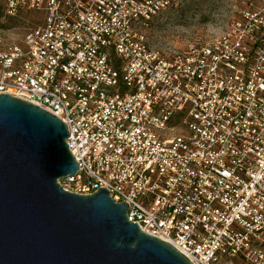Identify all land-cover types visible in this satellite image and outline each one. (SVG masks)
Wrapping results in <instances>:
<instances>
[{
    "label": "built area",
    "instance_id": "2783aa9c",
    "mask_svg": "<svg viewBox=\"0 0 264 264\" xmlns=\"http://www.w3.org/2000/svg\"><path fill=\"white\" fill-rule=\"evenodd\" d=\"M181 1L0 0L27 22L0 29V94L66 124L63 191L106 188L190 264H264V0H219L216 37L149 45Z\"/></svg>",
    "mask_w": 264,
    "mask_h": 264
},
{
    "label": "water",
    "instance_id": "95a60500",
    "mask_svg": "<svg viewBox=\"0 0 264 264\" xmlns=\"http://www.w3.org/2000/svg\"><path fill=\"white\" fill-rule=\"evenodd\" d=\"M65 125L0 94V264H190L128 222L106 188L63 191L58 181L78 169Z\"/></svg>",
    "mask_w": 264,
    "mask_h": 264
},
{
    "label": "rangeland",
    "instance_id": "374dc122",
    "mask_svg": "<svg viewBox=\"0 0 264 264\" xmlns=\"http://www.w3.org/2000/svg\"><path fill=\"white\" fill-rule=\"evenodd\" d=\"M21 18L8 21L0 19V29L7 35L22 38L27 22ZM37 16H31V22ZM27 18V17H26ZM225 5L219 0H182L165 14L156 16L147 29L148 43L151 46L166 45L182 47L189 38L206 40L218 36L225 25ZM11 26L9 29L7 27ZM238 264V263H236Z\"/></svg>",
    "mask_w": 264,
    "mask_h": 264
},
{
    "label": "trees",
    "instance_id": "16d2710c",
    "mask_svg": "<svg viewBox=\"0 0 264 264\" xmlns=\"http://www.w3.org/2000/svg\"><path fill=\"white\" fill-rule=\"evenodd\" d=\"M172 7H170L168 10H170ZM165 12H167V10L165 11ZM165 12H163L164 14H165ZM162 13V14H163ZM3 13L0 11V19L3 17V15H2ZM8 21H13L12 19H9ZM11 26L9 25V27H7L8 29L10 28Z\"/></svg>",
    "mask_w": 264,
    "mask_h": 264
}]
</instances>
